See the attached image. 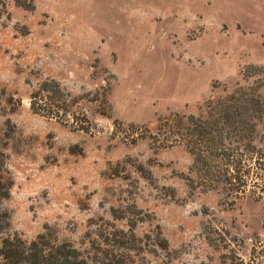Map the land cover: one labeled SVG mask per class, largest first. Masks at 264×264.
I'll list each match as a JSON object with an SVG mask.
<instances>
[{"label":"rangeland","instance_id":"rangeland-1","mask_svg":"<svg viewBox=\"0 0 264 264\" xmlns=\"http://www.w3.org/2000/svg\"><path fill=\"white\" fill-rule=\"evenodd\" d=\"M5 1L8 233L96 261L125 254L135 223L129 264H264V193L189 188L192 157L161 125L239 86L264 100V0ZM51 79L66 110L35 114L30 96Z\"/></svg>","mask_w":264,"mask_h":264},{"label":"trees","instance_id":"trees-1","mask_svg":"<svg viewBox=\"0 0 264 264\" xmlns=\"http://www.w3.org/2000/svg\"><path fill=\"white\" fill-rule=\"evenodd\" d=\"M29 9L31 0H15ZM8 14L0 0V17ZM69 94L56 80H46L31 96V110L51 117L66 110ZM161 123L170 143L182 144L192 157L189 188L199 182L205 190L224 189L228 195L246 194L253 186L264 193V100L257 90L239 86L223 96L205 101L198 113H174ZM174 139V140H171ZM5 156L0 151V264H129V254L137 247L135 223L131 237L123 244L125 254L94 261L68 242H57L40 234L27 241L20 234H9L10 214L2 208L11 183L4 176ZM168 250V244L161 246ZM140 249V247H138ZM233 261L229 264H233ZM207 264V263H201ZM217 264H228L222 260ZM244 264V262H240Z\"/></svg>","mask_w":264,"mask_h":264}]
</instances>
